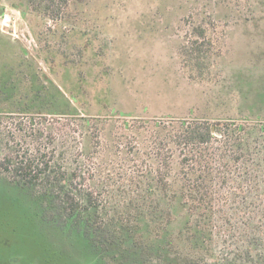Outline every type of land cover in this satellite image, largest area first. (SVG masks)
I'll return each instance as SVG.
<instances>
[{
	"label": "trees",
	"instance_id": "trees-1",
	"mask_svg": "<svg viewBox=\"0 0 264 264\" xmlns=\"http://www.w3.org/2000/svg\"><path fill=\"white\" fill-rule=\"evenodd\" d=\"M122 1L9 2L23 16L53 21L43 59L50 66L59 56L77 78L56 83L25 50L14 61L0 39V55L11 59L0 69V114L29 118L28 128L17 123V132L0 135V195L27 201L44 264H264L262 87L234 82L241 100L223 112L211 97L185 115L136 114L113 105L105 87L93 98L105 111L80 109L88 83L82 76L91 75L85 65L121 48L113 24ZM216 1L189 0V36L178 44L186 72L200 82L211 81L225 59L216 22L257 21L238 20L241 0H230L226 13ZM3 7L0 0V16ZM156 17L170 18L154 8L135 17L136 28L151 37L168 31ZM252 65L264 67L263 48ZM21 258L0 251V264Z\"/></svg>",
	"mask_w": 264,
	"mask_h": 264
},
{
	"label": "rangeland",
	"instance_id": "rangeland-1",
	"mask_svg": "<svg viewBox=\"0 0 264 264\" xmlns=\"http://www.w3.org/2000/svg\"><path fill=\"white\" fill-rule=\"evenodd\" d=\"M259 1H262L261 6L257 5L258 0H241L239 7L244 10L239 14L238 20L254 17L257 21L253 23L233 21L224 27L223 19H217L214 36L218 37L222 45L225 59L211 81L200 82L186 72L178 55L180 39H187L189 36V0H123L119 8H116L117 18L113 24L114 33L118 37L116 42L121 48L107 52L103 63L97 66L92 60L85 65L84 71L91 75L82 76L89 84H83L85 88L82 100L86 104L81 103L80 109L85 108L90 113L105 111L96 107L95 100L93 101L95 90L100 87L109 91V98L118 109L142 115H163L166 112L185 115L190 106H204L211 97L214 98L216 111L223 112L235 105L234 100L238 99L232 89L234 82L251 80L250 82H255L259 88L264 89V67L252 65L253 60H257V54L264 49V19H257L264 17V0ZM9 2L17 0H1L4 10L0 16V39L11 46L10 50H6L8 56L18 61L17 58L25 50V57H32L37 62V70L56 83H66L69 86L76 81L77 74L71 69L64 71L59 56H48L52 60L49 63L51 67L43 59L42 49L47 48L45 44L48 46L54 42L45 34L48 28L55 26L53 21L40 19L31 12H26L23 16L21 9L10 6ZM211 5L216 12L215 3ZM226 5H232L230 0H222L218 3V9L226 13ZM154 8L164 12V17H170L163 22L156 17L159 20L158 27L168 29L169 33L161 31L151 37L137 29L139 20L135 17L139 13H151ZM178 18H184V21L180 22ZM102 38L108 37L103 35ZM8 56L1 52L0 69L11 65ZM250 89L255 92L253 86ZM251 105H254V101ZM257 106L264 110L263 102H258ZM0 117V135L3 138L7 137L10 130L17 132V123H21V128H28L27 116L9 117L7 114H0ZM48 119L51 120L49 117ZM7 195H0L1 253L4 250L7 256L12 251L23 253L21 264H44L45 257L39 245L40 236L31 230L32 223L25 204L27 201L19 197L14 200Z\"/></svg>",
	"mask_w": 264,
	"mask_h": 264
},
{
	"label": "built area",
	"instance_id": "built-area-1",
	"mask_svg": "<svg viewBox=\"0 0 264 264\" xmlns=\"http://www.w3.org/2000/svg\"><path fill=\"white\" fill-rule=\"evenodd\" d=\"M5 25H6V23H5V20H4V22H3Z\"/></svg>",
	"mask_w": 264,
	"mask_h": 264
}]
</instances>
